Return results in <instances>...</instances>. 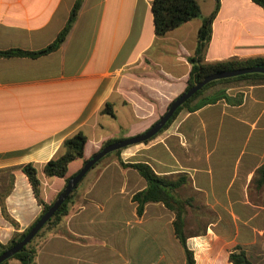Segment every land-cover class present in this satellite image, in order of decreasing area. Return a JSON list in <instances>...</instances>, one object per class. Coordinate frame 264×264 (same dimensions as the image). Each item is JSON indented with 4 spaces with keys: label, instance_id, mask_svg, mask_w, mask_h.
<instances>
[{
    "label": "crops",
    "instance_id": "crops-1",
    "mask_svg": "<svg viewBox=\"0 0 264 264\" xmlns=\"http://www.w3.org/2000/svg\"><path fill=\"white\" fill-rule=\"evenodd\" d=\"M196 1L202 17L211 14L215 0H201L208 3L205 9ZM74 2L0 0V51L46 48L63 28ZM151 2L83 0L57 50L34 58L0 56V197L9 218L0 206L1 244L41 212L21 166L34 164L42 198L49 203L47 191L59 193L65 181L45 177L43 167L63 152L65 139L82 131L87 137L84 157H90L104 141L118 138L99 132L103 117L122 118L120 138L134 136L185 90L191 69L187 59L196 49L202 21L192 19L157 36ZM203 55L208 63L264 58V9L251 0H220ZM225 92L226 99L192 112L182 110L168 129L145 143L143 160L137 151L125 159L148 163L158 175L187 178L176 195L186 204L187 245L196 264H231L228 255L236 246L250 260L252 255L259 257L256 264H264V182L257 174L264 164V84H231ZM107 102L114 117L101 114ZM106 171L96 166L87 172L82 179L86 183L74 192L69 206L74 214L69 211L66 224L98 222L92 207L100 202H109L110 212L119 218L124 200L136 223L152 219L161 223L160 232H167V245L152 252L160 255L159 262L185 264L183 251L173 243V213L161 203H148L137 217L131 196L145 187V181L137 174L139 179L133 175L121 182L117 175L104 182ZM190 218L197 224L194 229ZM138 255L135 250L130 264H139Z\"/></svg>",
    "mask_w": 264,
    "mask_h": 264
},
{
    "label": "trees",
    "instance_id": "trees-1",
    "mask_svg": "<svg viewBox=\"0 0 264 264\" xmlns=\"http://www.w3.org/2000/svg\"><path fill=\"white\" fill-rule=\"evenodd\" d=\"M251 1L264 9V0ZM82 2L83 0H75L63 28L60 30L55 40L46 48L36 52H28L18 49L0 51V56H25L34 58L57 50L62 45L72 26L74 25L82 6ZM219 8L220 0H215V6L211 14L206 17H202L200 6L196 0H152L151 2L154 33L157 36L166 35L167 33L175 30L182 24L192 19L200 18L202 21L201 26L199 27L197 32L196 49L194 51V54L187 59L189 64L191 65V69L188 75L185 90L191 88L195 83L202 81L206 76L216 72L236 70L252 66L264 67V58L261 57L245 60L228 59L225 61H217L211 63L205 62L203 55L204 50L211 38L212 23L219 11ZM231 84H264V74L250 73L231 78L214 80L207 83L202 89H200L190 99H188L185 103L177 108L172 117L158 134L144 143H148L159 134H161L164 130L168 129V127L173 123V121L177 118L178 114L182 110L187 109L188 111L192 112L206 104H211L219 100L226 99L227 94L225 92V88ZM217 85H219L221 88L219 89V91H216L214 95L204 96V93L207 90ZM101 114H106L114 117V113L109 102L104 105L103 109L101 110ZM120 139L123 138L108 139L102 143L101 147H104ZM86 142L87 137L82 131H78L71 137L65 139L62 144L63 152L45 163L43 167V173L45 177L61 178L64 179L66 184L68 179L75 174L74 173L73 175L66 177L68 165L73 161L84 159V148ZM126 148L109 153L105 157L111 154H115L117 156V162L122 168H128L136 171V173L145 181V187L135 192L131 196V201L135 204L137 217H141L143 215L146 204L161 203L174 215L172 220L173 233L183 251L185 264H196L194 253L187 245L188 234L185 231L184 217L186 204L176 195L177 189L186 183L187 178L184 175L178 177L158 175L153 170V168L145 162H125L120 157V154ZM102 159L98 161L92 168L96 167L102 161ZM85 161L86 160H83L82 164ZM21 170L30 184L36 203L41 207V212L38 217L32 222V224L25 230H23L22 232H14L11 239L7 243H0V254L15 245L17 242L21 241L34 225V223L42 216L43 213H45L49 209V207L53 203V201L51 203L45 202L41 196V183L38 179L37 170L34 164L27 163L21 166ZM257 174L259 176V179L264 182V164L258 169ZM75 189L71 192L67 200L59 207L53 217L36 234L32 241L27 244L19 253L5 260L1 264H7L11 260H17L20 264H36L35 258L37 255V251L31 246V243L34 241V239L41 235L44 229H51L52 227H55L64 216L68 215L69 206L74 196ZM0 206L3 216L9 219L5 211L3 197H0ZM12 223L14 222L12 221ZM228 261L231 264H252L247 256V253L240 246L234 247V249L229 253Z\"/></svg>",
    "mask_w": 264,
    "mask_h": 264
},
{
    "label": "rangeland",
    "instance_id": "rangeland-1",
    "mask_svg": "<svg viewBox=\"0 0 264 264\" xmlns=\"http://www.w3.org/2000/svg\"><path fill=\"white\" fill-rule=\"evenodd\" d=\"M200 3L203 9L208 7L207 2L200 0ZM191 24L193 25L194 23ZM192 31L190 28L185 32L189 34ZM218 87L219 85L206 92H213ZM165 111L160 112L151 124L158 120ZM101 123L103 126L99 132L112 133L115 137H121L124 130L122 118L117 121L109 116H105L101 119ZM148 127L138 128L139 131L134 135L144 132ZM146 146L145 143L129 146L121 152L120 157L125 162H130L129 159L125 158H128L130 152L137 151V158L143 160ZM154 151L157 152L158 150L155 149ZM88 158L89 156L84 157L83 160H87ZM83 160L73 161L68 167L67 176L76 173L81 168ZM97 167L107 169L105 174L102 175L104 182H112L113 179H116L117 175H120L121 182L131 180L133 175L137 176L138 179L140 178L132 169L122 168L118 164L115 154L102 159ZM85 183L86 179L83 182L81 181L76 187L75 192H80L82 185ZM135 185L139 188L141 183ZM57 194L58 192L55 194L51 190L47 191L46 198H48L49 203L54 201ZM41 196H43L42 192ZM96 205V209L95 207L92 208L96 210L95 213H98V216L94 217L98 222L89 223L86 226L79 220H75L69 225L66 224L67 217L64 216L55 227L44 229L41 235L34 239L31 246L37 252L40 251L38 264H130V259L134 257L135 250L140 253L138 255L139 264H163L159 262L160 255L152 253L161 246H166L169 240L165 229L161 232L159 230L161 223L152 219L145 220L141 224L136 223L132 217L130 206L124 203V200H121L120 207L122 214L119 218L117 215L113 216L115 213L110 212L111 204L109 202H100ZM69 211L71 212L70 214H74L73 208L69 209ZM162 223L164 225V221ZM188 224L192 229L197 225L191 218ZM173 243L179 252L182 253L178 242L175 240ZM71 258H74V260L71 261ZM258 258L252 255L251 263L256 264Z\"/></svg>",
    "mask_w": 264,
    "mask_h": 264
},
{
    "label": "water",
    "instance_id": "water-1",
    "mask_svg": "<svg viewBox=\"0 0 264 264\" xmlns=\"http://www.w3.org/2000/svg\"><path fill=\"white\" fill-rule=\"evenodd\" d=\"M250 73H261L264 74V67L252 66L236 70H227L216 72L206 76L202 81L195 83L191 88L184 90L176 98H174L168 105L166 111L156 120L151 126H149L144 132L134 136L126 137L117 141H114L104 147H100L92 156H90L81 166V168L71 176L63 189L59 192L49 209L42 214V216L34 223L24 238L17 242L15 245L0 254V264L5 260L11 258L15 254L19 253L27 244H29L36 234L43 228V226L53 217L59 207L67 200L71 192L77 187L80 181L84 178L87 172L107 154L123 149L132 145L144 143L158 134L165 124L172 117L174 112L190 99L195 93L202 89L207 83L231 78L239 75L250 74Z\"/></svg>",
    "mask_w": 264,
    "mask_h": 264
}]
</instances>
